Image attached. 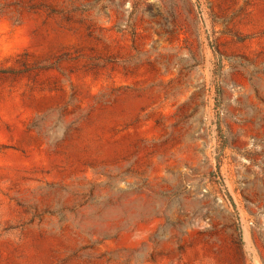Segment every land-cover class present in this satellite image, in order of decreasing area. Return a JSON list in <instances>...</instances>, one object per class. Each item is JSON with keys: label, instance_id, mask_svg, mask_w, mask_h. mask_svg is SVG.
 Listing matches in <instances>:
<instances>
[{"label": "rangeland", "instance_id": "rangeland-1", "mask_svg": "<svg viewBox=\"0 0 264 264\" xmlns=\"http://www.w3.org/2000/svg\"><path fill=\"white\" fill-rule=\"evenodd\" d=\"M0 264H264V0H0Z\"/></svg>", "mask_w": 264, "mask_h": 264}]
</instances>
